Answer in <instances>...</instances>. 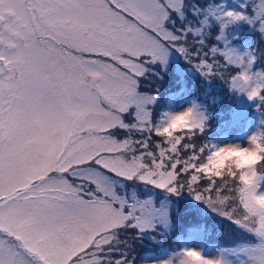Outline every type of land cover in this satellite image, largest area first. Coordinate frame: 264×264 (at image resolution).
Returning <instances> with one entry per match:
<instances>
[{
    "label": "snow or ice",
    "instance_id": "obj_1",
    "mask_svg": "<svg viewBox=\"0 0 264 264\" xmlns=\"http://www.w3.org/2000/svg\"><path fill=\"white\" fill-rule=\"evenodd\" d=\"M183 6V0H0V264H102L95 252L90 253L92 261L83 255L113 240L119 243L115 230L120 227H152L155 210L150 205L127 206L104 174L116 175V164L109 168L102 163L105 155L115 153L98 149L127 148L130 142L129 136L114 135L115 129L147 135L131 142L140 144L143 156L153 163L126 178L171 193H194L197 200L255 234L259 242L247 250L248 264H264V207L257 203L264 198L257 192L264 177L256 172L264 161V132L251 136L249 146L216 147L199 164L197 150L187 142L183 147L192 155L180 159V136L167 141L170 149L155 144V150L147 151L153 136L169 135L176 121H183L181 130L193 134L204 125L189 108L169 115L165 128H154L147 105L155 96L137 90L139 78L151 65L165 63L169 48L175 47L190 62L195 58L203 74L226 82L223 70L237 65L230 86L264 106V67L256 71L257 57L237 53L224 39V29L239 20L264 31V0H254L251 16L217 4L198 24L185 20L177 28L172 14L179 15ZM209 16L220 22L216 39L223 40V46L207 40ZM189 38L198 47L189 48ZM198 151L205 153L206 146ZM221 153L256 159L217 163ZM81 154L92 156L84 164L103 170L96 183L88 181L94 193L73 183L90 169L80 163L67 167L82 159ZM138 160L142 156L116 163L130 173L139 167ZM198 181L205 183L203 189ZM108 233L110 238L98 244ZM182 256L179 264H224L191 248ZM112 264L129 261L123 257Z\"/></svg>",
    "mask_w": 264,
    "mask_h": 264
},
{
    "label": "rangeland",
    "instance_id": "obj_2",
    "mask_svg": "<svg viewBox=\"0 0 264 264\" xmlns=\"http://www.w3.org/2000/svg\"><path fill=\"white\" fill-rule=\"evenodd\" d=\"M253 2L254 0H183L184 6L181 13L178 15L173 12L172 15L176 20L175 27L180 28L184 26L185 20L198 24L207 10L215 8L217 4L222 5L226 10L251 16L253 15L251 7ZM195 8H199L201 11L194 12ZM209 20L211 24L208 27L207 40L223 46L224 41L216 39L220 32V22L212 16H209ZM167 27L172 28L173 25L169 24ZM224 39L229 42V47L235 49L237 53L255 55L257 57V62L254 64L255 70H261L258 65L260 54H256L254 49L258 44L264 46V31H261L258 25L249 23L247 20L235 21L224 29ZM187 46L189 48L198 47L192 38H189ZM263 46L261 48L264 51ZM2 47L0 45V48ZM191 55L195 57V53H191ZM197 63L195 58L190 62L175 47H170L166 62L163 64L157 62L151 65L150 69L139 78L138 92L155 96V100L147 105L154 128H165L169 115L180 113L189 108H194V111L202 118L204 125L202 131L197 129L194 134L187 130H181L180 127H174L168 130L169 135L153 136L147 151L155 150V144H162L165 148L170 149L171 145L167 141L180 136L184 138L177 146L180 159L185 160L192 155L191 149L186 150L183 147L187 142L197 150L199 159L196 160V163L199 164L206 162V155L216 147L249 146L250 137L263 132V115L260 114L261 106L258 105V100H250L246 93L239 92L230 86V76L235 74L238 66L233 65L231 68L223 70L225 77L229 79L226 82L218 75L206 76L196 68ZM220 63L222 64L223 61ZM172 90L173 92L170 93ZM165 93H170L167 102L163 98ZM128 118H131V114ZM113 131L114 135L121 138L129 136L130 142L127 148L121 145L98 149L99 152L115 153V155H105L102 163H106L109 168L116 164L113 169L116 171V175L110 172H104V174L111 180L113 191L118 196L125 198L127 206L132 204L150 205L155 210L151 217L152 227L143 231L126 226L116 229L119 243L113 240L111 244L105 245L102 249H89V253L83 255L85 261L94 260L95 257L90 253L95 252L102 257V264H112L113 260L123 257L129 261V264H163L165 261L179 264V259L183 258V250L191 248L200 251L206 258L220 259L224 264H248L246 252L259 242L255 234L235 223L233 219H229L209 207L202 200H197L194 193L187 189L171 193L136 177L126 178L129 174L136 176L142 168H147L149 164L153 163L149 156H143L144 150L140 144L131 142L144 140L147 135L136 131L130 134L124 133L120 129ZM202 146H206V151L200 154L198 150ZM96 154L93 152L92 155ZM81 155L82 159L72 160L67 167L80 163L84 168L90 169V172H83L82 178L73 181V183L77 186L83 185V190L94 193L96 189L88 181L96 183L97 177L103 170L94 163L84 164V161L91 159L92 156ZM134 155L142 156V160L137 161L139 167L135 171L129 173L116 163L118 160H130ZM233 157L234 155H226L227 159H233ZM255 159L254 155H248L244 161L251 163ZM49 163L52 167H56L54 160ZM44 166L47 167L46 164ZM243 166L241 165V167ZM48 170L51 171V168ZM256 172L257 175L264 177V162L256 165ZM44 174L46 175L47 172ZM197 175L203 177V174ZM203 181L206 182L207 177H203ZM204 182L198 181L201 189L205 187ZM257 192L264 194V179L259 181ZM190 221H196L195 224L199 223L200 227L192 230L185 238L175 236L177 231L184 230L188 223H192ZM111 235V233L106 234L97 243L103 244L105 238H110ZM209 241L215 246L206 247L205 243ZM219 244L222 245L216 246ZM177 245H181L179 250L176 249ZM156 247L163 250L154 253L153 250ZM141 253H145V256L139 257Z\"/></svg>",
    "mask_w": 264,
    "mask_h": 264
},
{
    "label": "trees",
    "instance_id": "obj_3",
    "mask_svg": "<svg viewBox=\"0 0 264 264\" xmlns=\"http://www.w3.org/2000/svg\"><path fill=\"white\" fill-rule=\"evenodd\" d=\"M254 43H255V40H254V42H253V46H254ZM252 46V47H253ZM261 46H263V45H261V44H258V45H255V47H254V49H255V51H256V54L257 53H259L260 54V59L258 60V62H259V64L258 65H260V68H262V67H264V51L262 50V48H261ZM264 47V46H263ZM169 92V91H168ZM171 92H173V90L172 91H170V93ZM170 93H165V94H163V98L166 100V102H167V100H168V97L170 96ZM258 103V105H260L261 106V111H260V114H262L263 115V132H264V106H262L261 104H260V102L258 101L257 102ZM262 162H264V161H262ZM190 222H192V223H188L187 225H186V227H185V229L184 230H182V231H177L176 233H175V236H177V235H181L182 233H186V231H187V229H197V227L199 226L200 227V225H199V223H197V224H195L196 223V221H190ZM213 241V240H212ZM177 247H178V245H177ZM177 247H176V249H177ZM158 249H161V248H155L153 251H154V253H156L157 252V250ZM161 250H163V249H161ZM145 253H146V251H145ZM145 253H141L140 255H139V257H141V256H145Z\"/></svg>",
    "mask_w": 264,
    "mask_h": 264
},
{
    "label": "clouds",
    "instance_id": "obj_4",
    "mask_svg": "<svg viewBox=\"0 0 264 264\" xmlns=\"http://www.w3.org/2000/svg\"><path fill=\"white\" fill-rule=\"evenodd\" d=\"M184 124L183 121H176L175 125L173 127H182ZM171 130V128L169 129ZM247 157V155H237L234 156L233 159L237 162V163H241L244 161V159ZM226 159L225 154L221 153L219 157H217V163H219L220 161ZM257 203L261 206L264 207V198H261L259 201H257Z\"/></svg>",
    "mask_w": 264,
    "mask_h": 264
}]
</instances>
